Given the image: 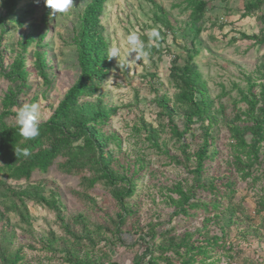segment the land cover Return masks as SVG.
<instances>
[{
    "label": "rangeland",
    "instance_id": "obj_1",
    "mask_svg": "<svg viewBox=\"0 0 264 264\" xmlns=\"http://www.w3.org/2000/svg\"><path fill=\"white\" fill-rule=\"evenodd\" d=\"M88 1L73 0V7L56 18L50 16L49 9L43 21L44 0H20L18 9H26L30 5L34 14L22 18L17 12L13 18L15 20L11 21L23 23L22 27L11 25L8 19L0 22V32L6 29L1 43L0 114H3L1 103L4 95L17 86L6 80L2 73L19 57L23 58L27 73L26 81L17 88L20 92L17 93L16 105L9 108L8 115L0 116L7 126L16 125L14 115L20 106L35 102L41 105L39 125L45 123L76 81L79 69L72 38L76 17ZM205 1L207 7L196 26L199 29L197 36L189 28L190 12L186 0H107L100 17L108 47L119 45L122 54L126 47V35L131 31H138L144 40L148 30L157 28L161 36L158 43L153 45L156 51L150 53L147 63L137 61L132 69H124L119 68L123 57L117 61L112 59L111 70L102 87L103 101L114 111L101 130L106 138L105 148L112 154L111 169L127 179L132 177L134 184L133 195L125 200L133 214L121 229L123 233L133 234L147 228L149 223L157 231L169 228L167 222L173 209L167 204L168 191L177 183H182L185 188L192 182L189 171L175 162L183 161V144L188 145L187 152L190 154L198 149L200 137L208 127L216 137L218 156L206 164L203 177L212 179L225 174L229 139L224 120L230 118L235 110L245 108L240 102L239 91H246L247 81L256 85L253 89L255 95H259L260 86L264 84V46H259L256 40L240 37L241 34L261 37L257 17H241L243 0ZM155 5L165 12L169 23L167 29L162 21L157 23L153 19ZM3 15L4 12L0 10V17ZM29 34L34 42L27 47L25 43ZM41 37L44 39L41 40ZM188 51L194 55L193 64L200 82L205 86L210 105L203 121H195L191 125V132L178 142L170 135L166 115L160 120L156 118L158 109L154 99L161 95L170 98L168 108H174L173 122L182 131L186 117L192 112V104L184 107L175 103L177 90L169 78V67L174 57L182 66ZM37 52H44L42 58L44 72L48 76L47 84L36 68ZM109 78H112L113 84L107 81ZM195 98L198 100V95ZM142 121L155 132L157 149L147 141L148 132L141 128ZM140 165L143 167L141 170ZM89 169L83 172L88 178L95 174V170ZM251 173L252 177L245 181L233 174L235 193L230 200L221 198L224 205L231 201L243 210L237 214L238 221L231 224L228 230L227 244L230 250L212 252L208 262L264 264V212H256V203L264 189V142L259 149V162ZM79 177L61 173L56 165L47 174L32 177L28 188L39 186L42 196L46 201L53 200L52 207H56V210L26 199L20 202L16 192L26 189L27 184L0 175V254L11 255L21 250L26 264H63L61 258L51 257L42 247L52 241L58 250L68 246L72 239L66 234V229H69L75 234L88 231L94 239V248L87 242L79 245L81 254L88 252L93 259H100L102 264H132L135 255L142 254L146 249L144 245L139 244L131 250H125L118 244L112 247L108 245L113 241V222L119 212L110 194L112 188L100 182L87 189ZM117 188L123 191L127 189L126 185ZM221 191L222 195L224 192ZM196 197L209 198L203 193H198ZM205 216L203 212L189 219L178 216L173 229L177 235L199 229ZM208 231L209 235L221 234L214 222L207 225Z\"/></svg>",
    "mask_w": 264,
    "mask_h": 264
},
{
    "label": "trees",
    "instance_id": "obj_2",
    "mask_svg": "<svg viewBox=\"0 0 264 264\" xmlns=\"http://www.w3.org/2000/svg\"><path fill=\"white\" fill-rule=\"evenodd\" d=\"M106 1L89 0L76 17L72 43L76 50L79 75L64 94L53 115L40 125V135L34 140L24 141L19 135L17 125L7 126L0 119V175L27 184L26 189L16 192L20 202L26 199L48 207H52L53 200H51L52 202L46 201L39 186L28 188V184L34 175L47 174L54 165L59 168L61 173L80 176L81 183L87 189L103 182L105 186L112 188L111 197L119 208L113 222L115 226L113 241H110L108 245L112 247L114 244H118L125 250H131L139 244L146 247L142 254L135 255L132 264H214L208 262L211 259V253L217 250H225V252L230 250L227 244L228 230L238 221L237 214L242 213L243 210L241 206L234 205L231 201L224 205L221 198L230 200L235 193L236 182L232 180L233 174L241 181H245L252 177L251 171L259 162V149L264 142V84L260 86L259 95H255L253 89L256 85L247 81L246 91H239L240 102L244 104L245 108L242 111L235 110L230 118L224 120L229 139V160L225 174L212 179L203 177L206 172V164L218 156L215 147L216 137L208 127L200 137L201 142L198 149L190 154L187 152L188 145L183 144L181 151L183 161L177 159L178 161L175 162L178 166L189 171L192 175V182L185 188L182 183H177L169 189L170 196L167 198V204L173 209L172 216L167 222L169 228L157 231L156 227L149 223L147 228L139 229L133 234L123 233L121 229L127 218L133 214L125 200L133 195L134 184H132V177L127 179L120 172L111 169L112 154L105 148L106 138L101 131L114 112L103 101L102 94L104 81L112 67V59L107 58L109 47L100 25V17ZM243 1L241 17H257L261 27V37L254 35L248 37L244 34H241L240 37L245 40H256L259 46H264V0ZM19 2L20 0L0 1V10L4 12L3 17H0V22L3 23L8 19L11 25L22 27L23 23H13L11 20H15L13 18L16 17L17 12L18 16L29 18L34 14V10L30 5L26 9H18ZM44 5L43 21L49 14L45 0ZM186 7L190 12L189 28L197 36L199 29L196 26L205 14L207 2L205 0H186ZM155 9L153 19L157 23L162 21L164 28L167 29L169 23L166 20L165 12L156 5ZM5 34L6 29L0 32V63L2 59L1 43ZM28 36L25 43L27 47L34 42L33 36L30 34ZM40 39L43 40L44 37ZM144 41L147 44L148 37H144ZM155 51L156 48L152 46L150 53ZM43 55L44 52L36 53L37 63L39 61L38 65L36 63V68L47 84L48 76L44 72ZM193 56L188 51L182 66L178 64V58L174 57L169 67V78L177 90V93L174 94L175 103L184 107L187 104H192V112L186 117L182 131L178 130L173 122L174 108H168L171 102L170 98L161 95L154 99V104L158 109L156 118L160 120L164 118V114L166 115L165 119L170 128V135L178 142L191 132V125L195 121H203L209 112L210 102L206 96L205 86L200 82V76L193 64ZM23 63V58L19 57L7 67L5 73H2L6 80L17 84L3 97L1 104L4 115H8L9 108L16 105L17 93L20 92V89L17 88H20V85L26 81L27 73ZM196 95H198V100L195 98ZM3 114L1 113L0 116ZM141 128L148 132L147 141L157 149V142L154 141L155 134H153L155 132L143 121ZM17 148H28L31 155L25 157L20 153H15ZM164 154L169 157L168 152ZM191 159H193V163H190ZM58 160L61 161L56 164ZM86 168L95 170V174L90 178L86 177L83 175ZM142 168L140 165L139 169ZM119 185H126L127 189L120 190L117 188ZM221 190L224 192L222 195ZM261 191L262 194L256 203L257 214L264 212V189ZM198 193L207 194L209 198H197ZM52 208L57 210L56 207ZM199 212L206 215L201 222V228L185 231L180 235L175 233L174 220L178 216L189 219L197 216ZM211 222L219 226L221 232L219 236L209 235V231L207 232V225ZM97 230L100 229L97 228ZM66 234L70 239L72 238L68 246L58 250L52 241L44 245L42 250L51 254L53 258L56 256L61 258L63 264H102L100 259H93L90 253H80L79 245H83L84 242H87L92 248L96 246L88 231L75 234L66 229ZM0 261L1 264H26L21 250H16L11 255L0 254ZM243 262L247 264L246 261Z\"/></svg>",
    "mask_w": 264,
    "mask_h": 264
},
{
    "label": "clouds",
    "instance_id": "obj_3",
    "mask_svg": "<svg viewBox=\"0 0 264 264\" xmlns=\"http://www.w3.org/2000/svg\"><path fill=\"white\" fill-rule=\"evenodd\" d=\"M46 6L51 10L50 16L56 18L59 14L67 13L73 7V0H45ZM138 31H131L126 35L125 51L121 52L119 45L113 44L107 50L108 59H122L120 67L124 69H132L137 61H144L147 63L150 55V49L156 45L161 39L160 31L157 28H152L146 32L148 37L147 44L140 38ZM134 54V55H133ZM107 81H111L109 78ZM41 114V105L39 102L24 104L20 106L14 115V120L19 130V135L24 141L34 140L40 135L39 119ZM15 153H20L23 156H30L31 153L28 148H17Z\"/></svg>",
    "mask_w": 264,
    "mask_h": 264
}]
</instances>
